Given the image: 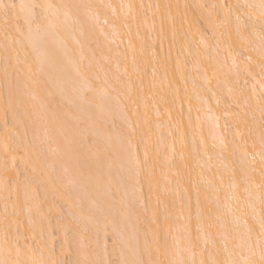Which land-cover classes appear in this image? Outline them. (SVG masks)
I'll list each match as a JSON object with an SVG mask.
<instances>
[{"label":"bare ground","instance_id":"1","mask_svg":"<svg viewBox=\"0 0 264 264\" xmlns=\"http://www.w3.org/2000/svg\"><path fill=\"white\" fill-rule=\"evenodd\" d=\"M3 2L54 7H37L27 22L26 13L14 16L7 39L0 16V260L27 261L43 254L45 260L59 261L48 213L55 215L62 236L59 250L67 252L74 242L77 257L72 258H81L75 226L72 239L62 227L68 220L58 221L63 213L51 196L66 205L76 223L81 203L88 211L90 201H96L86 240L92 261L111 264L114 256L116 264L137 259L147 264L177 254L190 260L181 251L188 246L183 226L190 223L195 239L199 213L203 236L207 218L218 211L227 222L229 247L241 236L245 240L234 258L259 261V186L264 184L260 0ZM62 5L92 7L72 9L65 22L68 9ZM89 82L97 88L107 83L110 99L103 101V112L80 103ZM90 129L102 138V147H108L103 138L112 137L103 160L82 140ZM18 164L26 169L23 176ZM5 185L11 190L7 200ZM227 208L232 211L225 214ZM211 231L223 247L217 233L224 229ZM107 233L114 242L109 246ZM196 243L198 262L212 249L203 240Z\"/></svg>","mask_w":264,"mask_h":264},{"label":"snow or ice","instance_id":"2","mask_svg":"<svg viewBox=\"0 0 264 264\" xmlns=\"http://www.w3.org/2000/svg\"><path fill=\"white\" fill-rule=\"evenodd\" d=\"M37 7H44V8H52L54 6L52 5H46V6H41V5H26L23 3L20 4H16V3H4L3 0H0V16L3 17L4 20V24H3V29H4V34H5V38L7 39L11 33H10V23L12 22L14 16L16 18L19 17V15L21 13H26V22L28 20H33L35 17V9ZM60 7H63L65 9H68V11H66L64 13L65 16V22H67L71 17H72V9H78L80 7H88L91 8L92 5H62ZM127 7L131 8V5H128ZM159 7V6H158ZM246 7H253L252 5H247ZM256 7L259 8L260 10V21L262 23V26H264V0H260V4L257 5ZM19 9V11L17 12L16 10ZM237 20H240V17L237 16ZM105 24L108 23L107 20L104 21ZM16 31H20V29L17 27ZM261 38L262 40H264V27H262V32H261ZM5 51L7 52L8 49L5 48ZM264 70V69H262ZM125 71H127V69H125ZM5 75H8V68H5ZM97 98L100 99V103H96ZM109 98V92H108V87H107V83L105 82V84L100 85L99 88H97L96 86H94L92 83H87L85 86V89L82 91L81 95H80V103L82 105L88 106L89 108L95 107L97 108L99 111L103 112L104 111V103L103 101ZM118 101V97L116 98ZM262 100H264V97L261 98ZM262 117H264V110H262ZM132 132H134V130H130ZM124 133H120L117 136V139H121L123 137ZM101 137L98 135V133L95 131V129H90L86 134L82 133V140L88 144L89 147H95L96 148V152L98 157L103 160L105 159V153H107L108 151V147L111 146L112 143V137L111 135H108L107 137L103 138V142L104 145H107L108 147H102L101 146ZM261 143L264 144V134H262V138H261ZM131 146V140H129V147ZM174 151V149H173ZM147 149L145 150V159L147 160ZM110 159V158H108ZM135 164L139 165L140 161L138 159L133 161ZM262 162H264V160H262ZM97 183H99V178H97ZM221 183H223L221 181ZM233 187H235V185L233 184ZM260 188V204H261V215H260V233H259V237H258V242L260 244V259L259 261L255 260L252 258V256H248V257H241L240 259H236L235 254L236 251L238 249L242 250L245 244V240L243 238V236L240 237L239 242L235 243L233 245V247H229L228 244V226H227V222L224 221L222 222V217L220 212L218 211L215 215V217L213 218L212 216H209L207 218V224H206V228H207V232L202 236L200 235V233L205 231V225L201 223L202 217L199 215H197V236L195 237V239L192 238V234H191V227H190V223L189 224H185L183 226V230L184 232H186L188 234V246L185 249H182L181 251H187L190 255V257H193L190 260H186L184 259L182 256L178 255V258H174L171 260H167V261H160V260H155V261H150L147 262V264H264V184H261L259 186ZM5 190L8 192V195L5 197V199H10L11 196V190H9L7 188V185H5ZM18 195V192H17ZM24 195L25 198L28 199L30 197V189L28 186L25 187L24 190ZM218 199V197H217ZM96 207V201H90L89 203V208L88 211H84L83 210V205L81 203V212L80 215L78 217V223H76L75 225V230L77 232V236H78V251H79V255L81 258L77 259L74 264H104V262L101 261H92L88 259L87 256V244H86V240H87V233H88V222L90 219V215H91V211L92 209H94ZM232 211L231 208H227L225 214H227L228 212ZM242 211V209H241ZM5 213L7 214V204L5 207ZM76 219V218H74ZM244 224L247 225V221H244ZM63 230L65 231V234H67V232L69 230H71L72 228V223L69 222L68 224H65L62 226ZM235 228V225L233 226ZM215 228L217 230L223 228L224 232L223 233H219L218 231V235H222L223 236V247H219L216 244V241L213 239V233H212V229ZM251 232L252 229L251 227H248L247 229V234H248V239H251ZM203 240L205 246L207 247L208 245H211V251L208 253L207 258H203V252L201 253L202 258L197 262L196 259H194L196 252H195V248L197 246V241ZM154 242L159 244V240L158 238L154 237ZM7 243V241H6ZM179 240L176 241L175 246L177 248H179ZM159 247H157V252H159ZM9 251V255H11V249L8 250ZM249 251H251V249H249ZM16 255L17 257H19L20 255V251L19 249H16ZM0 264H60L59 261L56 260H45L43 258V254H41V257L39 259H32L30 258L27 261H22L20 259H13V260H9V259H3L0 260ZM121 264H146L145 261L143 260H133V261H126V260H122Z\"/></svg>","mask_w":264,"mask_h":264},{"label":"rangeland","instance_id":"3","mask_svg":"<svg viewBox=\"0 0 264 264\" xmlns=\"http://www.w3.org/2000/svg\"><path fill=\"white\" fill-rule=\"evenodd\" d=\"M244 21H245V22L247 21V18H246V17H244ZM197 24H199L198 26H199L200 30L205 34V36H206V37H210L209 29H206L207 27H204L203 22L201 23V21H199V19H198V23H197ZM220 29L222 30V28H220ZM2 89H3V87H2ZM3 91H4V89H3ZM3 93H4V92H3ZM226 98L228 99V96H227V97L225 96V99H226ZM5 115H6V120H7V122L9 123V122H10V121H9L10 118H9V116H8L7 113H6ZM261 124H262L263 129H264V117L262 118ZM40 145H42V143H41ZM19 165H20V164L17 165V168H18V170H19V174H20L21 176H23L22 174H24V173L26 172V169H25V171H24V170L22 169L23 167L21 168V165H20V166H19ZM142 184L144 185V182H143ZM38 191H39L38 193H41L40 189H38ZM64 191H66V189H65ZM144 192H145V190L143 191V193H144ZM145 195H146V194H145ZM39 196H40V194H39ZM49 198H50L51 200H53L52 202H53V204L55 203L54 205H56V204H57L56 206L59 205V206L57 207L58 209H60V207H61L60 211H62L63 215H62V218H61V219H58V218H57L58 221H59V220H60V221H62V220L65 221L66 218H67L68 223H69V222H73V223H72V227H73V225L75 226L76 221H75L72 217H70V214L67 215L69 212H68V209L64 208V207H66V205H65L63 202H60L58 199H57V200H54V197H51V196H50ZM52 198H53V199H52ZM50 199H49V201H51ZM11 200H12V198H11ZM54 201H55V202H54ZM58 202H60V203H58ZM63 204H64V205H63ZM67 212H68V213H67ZM48 214H50L49 217H50V220H51V223H52V226H53V228H52V229H53V231H52V232H53V238H52V241H51V243H53V244H52V245H53V246H52V247H53L52 249H54L53 251L55 252V255H57V257L59 258V261L62 260L63 264H72V263H73V260L75 261V259H76L75 257H77V256L74 254V251H73L74 249L72 250V248H74V246H75V245H74V242H73L74 240H73V241L70 240V238H71V236H72V235L70 236V234H73V233H74V231L72 232V229H73V228H71V230H69V232L67 233V235L69 234L68 236H70V238L66 236V237L68 238V240H70L71 242H73V244L71 243L72 246L69 244L70 241H69V243H68V244L71 246V247H70V249H71V253H69V252H70V251H69V250H70L69 247L66 249L68 253L65 252V250H64V253H63V251H60V250H59L60 248L62 249V245H61V243H60V242H61V241H60V240H61L60 238H62V236L59 235V234L57 233V232H58V230H57V229H58V226H57V228H56V223H57V222H55V221H57V220L55 219L56 217H55V215H51V213H48ZM65 215H66L67 217H66ZM63 216L65 217V220L63 219ZM67 220H66V221H67ZM69 220H71V221H69ZM74 221H75V222H74ZM159 227L161 228V226H159ZM160 230L162 231V229H160ZM172 230H173V226H170V232H168V234L171 235L170 238H172V234L175 233V231L173 232ZM70 231H71V232H70ZM160 233H161V234H160V236H161L163 232H160ZM163 235L165 236L164 233H163ZM163 235L161 236V239L164 241L165 238H164ZM60 236H61V237H60ZM110 236H111L110 233H107V234L105 235V238H106L105 240H106V244H107V246L112 245V244L114 243L113 240L110 238ZM162 237H163L164 239H163ZM72 239H74V235L72 236ZM99 240L101 241V238H99ZM163 241H162V243H164ZM108 250H110V248H109ZM58 251L62 252L63 255L65 254V255H64V258L62 257L63 255H61L62 253L59 254L60 252H58ZM90 251H91V250H90ZM109 252H110V251H109ZM75 253H76V252H75ZM58 254H59V255H58ZM71 254H72V255H71ZM73 254H74V255H73ZM70 255H71V256H70ZM72 257L75 258V259H73ZM60 258H62V259L60 260ZM78 259H79V257H78ZM111 261H112V262H111ZM114 261H115V262L117 261L116 258H115L114 256H112V257L110 256V263H111V264H116V263H113Z\"/></svg>","mask_w":264,"mask_h":264}]
</instances>
